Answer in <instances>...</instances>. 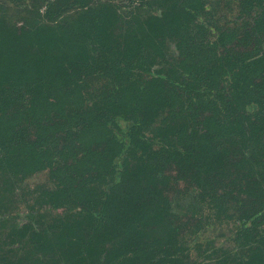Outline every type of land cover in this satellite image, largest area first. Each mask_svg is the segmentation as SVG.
Wrapping results in <instances>:
<instances>
[{
	"label": "trees",
	"instance_id": "16d2710c",
	"mask_svg": "<svg viewBox=\"0 0 264 264\" xmlns=\"http://www.w3.org/2000/svg\"><path fill=\"white\" fill-rule=\"evenodd\" d=\"M26 85L52 90L36 96ZM165 85L175 109L141 132L135 108ZM16 91L15 110L0 108V138L22 121L35 124V137L0 145V164L23 174L46 168L47 180L5 183L7 192L20 190L34 220L0 216V264H264V162L235 161L253 177L254 203L233 189L211 192L203 175L221 146L187 132L196 97L228 96L246 101L254 121L227 118L223 134L236 132L243 149L263 141L264 0H0V95ZM53 133L67 138L49 151ZM158 151L196 174L200 189L185 211L153 183L159 173L148 158ZM142 191L145 201L112 206ZM46 207L59 208L49 228L39 223ZM211 219L234 223L226 243L199 237ZM124 231L126 240L110 246Z\"/></svg>",
	"mask_w": 264,
	"mask_h": 264
},
{
	"label": "rangeland",
	"instance_id": "374dc122",
	"mask_svg": "<svg viewBox=\"0 0 264 264\" xmlns=\"http://www.w3.org/2000/svg\"><path fill=\"white\" fill-rule=\"evenodd\" d=\"M89 2L91 0H83ZM28 86V85H26ZM52 90V86H47L40 90H32L29 86L24 92H32L34 95H40L41 93L48 94ZM17 97L6 93L0 95V108H7L10 112L15 110L21 99V93L16 91ZM161 97L145 100L141 102L135 111L139 113L140 117L144 120V125L141 128V132L146 134L152 133L153 130L160 125L163 118L170 116L172 109L175 107L171 104L170 100V88L168 85L164 86ZM255 101H261L262 96H256ZM225 103H219V100L208 101L201 96L196 97L187 109L192 119L187 128L189 136L192 138L196 134L202 133L204 136L210 138V147H214L218 144L220 151L218 155L210 157L208 166L204 177L209 176L211 179V192L222 193L224 190L233 189L237 198L242 203L250 205L254 203L253 199L249 198V194L252 192V176L242 168L236 165L235 161L240 159H248L252 162H264V139L259 146L254 148L243 149L240 141L238 140L236 132L223 134V125L227 118L237 121L243 124H251L254 119L251 117V106L247 105L246 101H238L234 98L228 99V96L224 99ZM184 113V112H183ZM35 137V124L32 121H22L17 127H15L10 133L0 138V145L2 146H14L31 141ZM49 151L57 150L61 147L64 140L67 138L64 134L53 133L48 135ZM166 139V140H165ZM165 141H172L175 138L165 137ZM189 141L181 139V143L187 145ZM94 147L98 148L101 152L104 150V145L96 143ZM74 148L77 149V145L74 144ZM151 164L153 172L159 173V177L153 182L157 185L163 193L171 197L177 205H180L182 210L185 211L193 202V196L200 187L195 182L196 174L189 169L180 168L178 162L167 156L163 152H156L148 158ZM108 168L106 171H110ZM7 165L0 164V199L2 205L0 207V216H4L6 213H12L17 216L18 221H22L31 216V213H27L25 203L20 195V190H13L11 193L5 189V183L13 182L17 184L26 183L29 185H35L37 183L47 180V169L43 168L31 173H15L10 171ZM87 174L94 175L96 182L98 181L100 174L96 173L93 169L87 170ZM99 183V182H98ZM239 187V188H238ZM239 190L243 191L240 192ZM248 194V195H247ZM67 194L65 191L59 193V202L66 201ZM120 200L114 202L112 205L115 210L118 211L124 209L128 205H136L138 201H145L147 195L144 191L138 195L126 192L119 198ZM59 208H44L39 223L41 227L49 228L51 222L56 217ZM30 220H34V217H30ZM206 223L201 221V225ZM43 224V225H42ZM191 225V224H190ZM206 225V224H205ZM204 225V227H205ZM191 227V226H190ZM38 223L33 221L31 229H38ZM234 229V223L232 221L217 222L210 220L206 228L200 232V238L213 237L216 242L221 244L226 243L224 240L232 233ZM31 232H27L23 239L24 247L30 248L32 245ZM124 234V235H123ZM187 241H190V237H185ZM126 240L125 231L119 234L117 238L109 242L110 246L113 244H119L121 241ZM189 262L195 261L196 255L193 250H190L185 256Z\"/></svg>",
	"mask_w": 264,
	"mask_h": 264
}]
</instances>
